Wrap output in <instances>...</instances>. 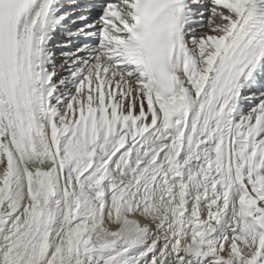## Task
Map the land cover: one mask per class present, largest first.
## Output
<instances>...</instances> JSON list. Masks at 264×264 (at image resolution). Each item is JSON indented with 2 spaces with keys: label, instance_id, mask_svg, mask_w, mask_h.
I'll return each mask as SVG.
<instances>
[{
  "label": "snow or ice",
  "instance_id": "1",
  "mask_svg": "<svg viewBox=\"0 0 264 264\" xmlns=\"http://www.w3.org/2000/svg\"><path fill=\"white\" fill-rule=\"evenodd\" d=\"M0 264H264V0H0Z\"/></svg>",
  "mask_w": 264,
  "mask_h": 264
}]
</instances>
